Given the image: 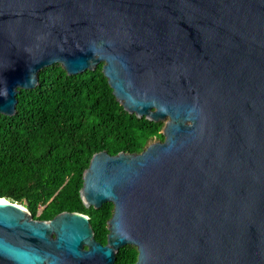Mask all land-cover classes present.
I'll return each instance as SVG.
<instances>
[{
	"label": "water",
	"instance_id": "95a60500",
	"mask_svg": "<svg viewBox=\"0 0 264 264\" xmlns=\"http://www.w3.org/2000/svg\"><path fill=\"white\" fill-rule=\"evenodd\" d=\"M58 63H104L165 139L93 155L81 197L114 204L106 244L87 214L0 197V264H115L126 245L134 264H264V0H0V113Z\"/></svg>",
	"mask_w": 264,
	"mask_h": 264
},
{
	"label": "trees",
	"instance_id": "16d2710c",
	"mask_svg": "<svg viewBox=\"0 0 264 264\" xmlns=\"http://www.w3.org/2000/svg\"><path fill=\"white\" fill-rule=\"evenodd\" d=\"M103 65L77 75L59 63L43 68L36 88L20 90L16 113H0V197L23 204L40 220L64 211L87 214L96 240L106 244L114 204L85 205L84 172L97 152L141 153L163 141L166 121L128 112ZM137 258V247L126 245L115 264Z\"/></svg>",
	"mask_w": 264,
	"mask_h": 264
}]
</instances>
